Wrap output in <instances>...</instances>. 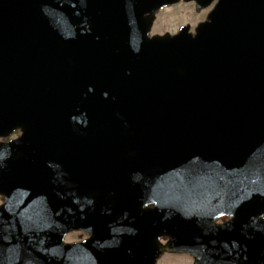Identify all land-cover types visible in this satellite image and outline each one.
Here are the masks:
<instances>
[{"label": "water", "instance_id": "obj_1", "mask_svg": "<svg viewBox=\"0 0 264 264\" xmlns=\"http://www.w3.org/2000/svg\"><path fill=\"white\" fill-rule=\"evenodd\" d=\"M176 1L0 0V135L22 127L29 159L57 140L60 185L65 156L72 186L205 188L188 192L195 264H264V0H220L195 36L149 37Z\"/></svg>", "mask_w": 264, "mask_h": 264}, {"label": "flooded vegetation", "instance_id": "obj_2", "mask_svg": "<svg viewBox=\"0 0 264 264\" xmlns=\"http://www.w3.org/2000/svg\"><path fill=\"white\" fill-rule=\"evenodd\" d=\"M205 1L178 0L163 5L154 16L149 36L181 31L195 35L220 2L209 0L203 6ZM174 9H181L177 22L173 19L177 12L168 15ZM23 133L17 126L0 135V146H11L12 152L0 153V264H151L152 254L158 255L154 264L196 263V256L185 250L189 232L193 238L198 236L193 225L197 222L191 205L194 197L188 192L205 188L168 186L165 181L150 186L145 179L143 186H72L65 156L61 157L64 174L60 185L55 178L60 171L55 160L60 151L55 147L57 140L49 139L47 147L29 159L34 148L18 145ZM45 154L47 163H22L24 158L35 161ZM28 170L37 174L38 185L23 187L22 175ZM230 220L227 212L211 219L215 225Z\"/></svg>", "mask_w": 264, "mask_h": 264}, {"label": "rangeland", "instance_id": "obj_3", "mask_svg": "<svg viewBox=\"0 0 264 264\" xmlns=\"http://www.w3.org/2000/svg\"><path fill=\"white\" fill-rule=\"evenodd\" d=\"M175 10V12H173V13H170V14H168L169 16H172L174 13H176L177 12V15L173 18V19H175L177 16H178V14H179V12L181 11V9H174ZM163 15V17H165L166 15L163 13L162 14ZM172 19V20H173ZM178 20H180V17H178L177 19H175L174 21H178Z\"/></svg>", "mask_w": 264, "mask_h": 264}]
</instances>
